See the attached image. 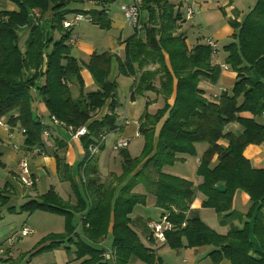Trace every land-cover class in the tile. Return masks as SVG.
I'll return each mask as SVG.
<instances>
[{"label":"trees","instance_id":"16d2710c","mask_svg":"<svg viewBox=\"0 0 264 264\" xmlns=\"http://www.w3.org/2000/svg\"><path fill=\"white\" fill-rule=\"evenodd\" d=\"M8 1L16 10L0 11V117L8 115L9 124L19 122L27 147H44L45 127L41 117L33 114L35 96L42 100L48 117L70 134L86 129L79 139L85 150L82 165L88 202L79 200L76 206H69L50 188L39 199L21 205L20 211L63 216L67 233L51 238L57 245L67 238L72 240L73 214L85 211L81 223L87 240L96 243L111 228L115 264H130L134 259L155 264L154 255L132 229L130 219L133 209L145 203V193H151L161 218L172 225L164 243L170 249H181L184 239L186 247L211 246L209 256L215 263L224 258L229 264H264V169L254 168L244 156L249 145L264 143V125L256 121L264 111V0H257L242 23L230 22L237 30L233 36L236 43L223 47L224 61L236 78L232 93L222 92L217 100H209L200 88L201 81L215 82L217 78L219 67L212 64L214 51L206 43L188 47L186 38L177 34L182 23L179 10L169 0H143L141 11H147V20L140 34L134 31L124 41L122 61L107 53L90 57L86 69L97 89L85 94L81 65L70 56L67 45L73 30L65 29L63 21L76 13L68 8L71 4L100 0ZM49 9L52 16L45 29L41 23ZM79 13L101 28L109 27L104 9ZM54 33L59 36L56 40ZM25 36V47H21ZM115 66L119 75L135 79L132 99L137 93L147 92L160 95L166 102L173 98L172 104L166 105L167 118L156 140L149 127L139 126L146 137L142 158L123 155V176L130 180L119 188L101 183L96 161L88 159L89 147L98 146L99 152L106 135L118 129L117 85L111 80ZM150 66H154L152 71ZM74 84L80 92L76 98L70 88ZM106 105L107 112L97 118ZM246 113L251 118L242 116ZM229 124L239 125L242 133L236 136L226 131ZM225 141L226 147L221 144ZM198 144L207 145L196 169L200 184L194 186L165 172L167 167L182 162V156L194 157ZM56 160L59 171L66 174L68 167L59 157ZM139 186L144 194L135 192ZM6 190L0 188V206L7 203ZM237 191L247 194L251 202L244 228L230 226L224 236L199 217H189L190 206L199 193L202 207L215 210L222 223H229L235 216L232 202ZM51 247L52 243L29 257ZM102 253L76 242L80 264H106Z\"/></svg>","mask_w":264,"mask_h":264},{"label":"crops","instance_id":"0c3cea01","mask_svg":"<svg viewBox=\"0 0 264 264\" xmlns=\"http://www.w3.org/2000/svg\"><path fill=\"white\" fill-rule=\"evenodd\" d=\"M186 1L193 6L195 11L192 19L189 21H184L183 19V0H169V2L174 4L175 8L179 10L182 19L177 34H182L186 38V43L189 48L198 44H204L207 39H210L214 42H221L223 44L222 49L230 43H236L233 36L236 35L237 30L231 26L230 22H235L237 24L242 23L245 16L253 9L257 2V0ZM129 2L130 0H100L99 2L90 1L82 4H71L68 7L76 11V13L67 16L68 20L75 14H78L79 11L99 12L101 9H104L105 19L109 24V27L105 29L93 23L91 20L85 23H78V25L72 29L73 31L70 38L74 39V43H71L70 39L67 42L70 56L81 65L80 76L83 81L84 94L97 89L90 73L86 69V65L93 54L107 53L119 58L121 61L124 59V41L134 34V30L126 23L120 8L123 4ZM5 8L9 11L16 10L15 5L13 6L11 4H6ZM35 14L39 15V12L35 11ZM141 14L143 15L144 13L141 12ZM51 16L52 14L49 9V11L44 14L43 22H47L50 25ZM58 37L57 35L55 38ZM225 57V52H223V54L217 52L212 58V64L219 67L215 83L220 94L222 92L228 93V91L233 88L236 78V74L229 69V67H227V69L222 68V66H225V61H223ZM149 69L152 71L154 66L149 67ZM131 78L135 81L133 77ZM209 83V81H201L200 88L204 90L205 96L209 100H217L220 94L208 93L207 86ZM70 88L72 96L74 98L78 97L80 93L79 87L74 84L71 85ZM129 100L130 102H128L125 110V120L118 126L115 132L120 133L124 131L123 128L128 125V122L125 123V121L133 116L135 97L132 99L131 90ZM170 100L172 101V98ZM146 102L149 104L152 102V99H146ZM107 105L97 113V118L107 112ZM33 114L36 117L40 116L41 120H43V116H46L45 120L50 124V126L45 125L46 127L42 133L44 147H27L24 144L23 130L19 122L15 121L14 124H9L8 115L0 117V171L3 176V179L0 178V188L6 187L7 189L4 195L7 198V203L4 206H0V248L4 249V254L0 256V264H21V262H24V264H79L82 260L76 258V242H81L93 249L103 251L101 255L102 260L106 264H115L112 245L109 247L108 243V235L112 236L111 228L108 227L106 235L99 239L98 242L92 243L87 240L84 236L81 223L85 211H83V213L73 214L72 225L74 226V231L71 236L72 240L67 238L60 245H57L56 241L52 239L56 236L62 237L67 233L65 231L66 223L63 216L44 211H35L32 214L20 211L21 205L29 200L39 199V197L44 195L50 188H52L59 198L69 206H76L79 200L88 202V197L85 192V177L83 175L82 165L85 157V150L80 139L72 136L62 124L55 123L49 118L42 100L37 96H35V100L33 101ZM16 115V112L13 113L14 118ZM242 116L251 118V115L247 113ZM260 116L263 117L262 114ZM140 125L141 124H136L134 126L130 124L129 126L131 128L124 131V133H128L131 130L139 132L141 135L139 131ZM234 126L236 125L229 124L226 127V131L239 136L242 133V128L239 129L238 126L234 128ZM221 144L224 147L227 146L226 141L221 142ZM14 146H17L19 149L15 150ZM206 148L207 145L198 144L195 145L196 155L194 157L182 156V163L188 161L187 159H193L195 164L193 172L195 173L194 181L193 177H182V175L179 176L174 171L169 172L165 169V172L186 179L192 182L194 186H197L200 184V179L196 177V169L200 157ZM37 149H39L41 153L38 155L32 154V152ZM244 156L250 161L254 168L264 169V143L249 145L244 151ZM56 157H59L63 164L68 167V172L66 174L59 171ZM22 158L26 159L29 172L34 178L35 185L32 188L24 187L21 184L18 164ZM167 168L169 169L171 167ZM202 201L203 196L198 193L190 206L188 212L189 217L192 211H194L193 208L199 205L202 206ZM237 203L246 208L249 205L251 206L248 195L242 191H237L234 194L232 202V210L235 216L227 223L230 226H233V220L237 216L236 214H238L236 212ZM157 210L161 217L162 212L158 208ZM39 220H41L40 223H42L43 220V223L45 222L46 225L38 224L36 221ZM151 221L154 220L150 218L146 219L144 230L136 228L132 222L131 227L137 233L144 246L154 255L155 264H229L224 258L215 263L209 256V253L213 249L211 246L186 247V241L184 239V246L181 249H170L152 236L148 228V223ZM17 222H19V224ZM246 222H249V220H244V223ZM24 228L28 229L31 234L22 236L21 232ZM20 241L27 246V250L24 253L18 251V254V252L15 253L13 251V246ZM51 243L53 247L29 257L30 254L42 247L46 248ZM130 264L144 263L134 259Z\"/></svg>","mask_w":264,"mask_h":264},{"label":"rangeland","instance_id":"374dc122","mask_svg":"<svg viewBox=\"0 0 264 264\" xmlns=\"http://www.w3.org/2000/svg\"><path fill=\"white\" fill-rule=\"evenodd\" d=\"M6 4H12L8 0H0V11H4L7 8H5ZM144 13L143 15L141 14L140 17V22L141 25H143L146 20H147V11H142ZM85 20L80 21L79 23H85ZM42 26L47 29L49 26V23L47 22H42ZM44 24V25H43ZM49 28V27H48ZM56 33L53 34V39H58L55 38L57 37ZM26 39V36L22 39L20 42L21 47H25L24 41ZM214 42V41H213ZM215 47L217 49L216 53L218 52L219 54H223V49L222 46L223 44L221 42H214ZM220 50V51H219ZM224 61V60H223ZM152 67V66H150ZM111 80L116 81L117 85V101L119 103V107L116 110L117 114V121H116V126L118 127L120 124L123 123L125 120V110L128 105L129 96H130V90L131 87L133 86V80L131 77H125L122 75H118L116 69L113 70L111 74ZM206 89V88H205ZM208 93H213V94H220V91L218 90L216 83L215 82H210L207 86ZM232 93V89L228 91V94ZM152 99V102L147 104L146 99ZM172 101L168 100L166 102L160 95H156L152 92H147L144 95H141L137 93L135 95V100H134V110H133V116L131 118H128L129 120H126L128 122V125H126L123 130L126 131L127 129L131 128L129 125H143L145 127L150 128V133L152 135V139L156 140L158 137V134L160 132V129L162 127V124L164 120L167 118V112H166V105L172 104ZM101 118V117H100ZM42 124L44 127L50 126V124L47 123L46 116H43L42 118ZM256 121L260 124L264 125V118L261 116L256 117ZM46 125V126H45ZM236 125V124H234ZM241 129L239 125H236ZM234 126V128H236ZM124 131L118 133V132H112L106 135L105 139L103 140V148L99 152L95 154L93 159L97 163V170H98V176L100 178V182L104 183L105 186H110V187H121L125 185L126 183L129 182L130 177H124L123 176V155L127 153L132 159H141L142 158V153L144 150V145L146 142V137L144 135L137 136V132L131 131L128 133H124ZM124 133V134H123ZM128 135V137H127ZM129 139V143L126 148L119 149V150H114L113 146L120 140L122 139ZM17 145V144H15ZM185 163L178 162L175 163L173 167L171 168H166L169 172H175L179 176L182 175V177H188L192 178L194 181L195 173L194 172V162L193 159H187ZM31 179H32V186H24L28 188H32L35 185V181L33 176L30 174ZM0 178L3 179V176L1 175L0 171ZM0 179V181H1ZM3 181V180H2ZM21 181V179H20ZM136 193L144 194L145 191L142 188V186H139L135 190ZM146 194V201L144 204H138L130 214V219L132 224L139 229L144 230V226L146 225V219L150 218L154 220L155 222H158L161 220V217L159 216L158 210L155 206V198L153 194L151 193H145ZM76 205V204H75ZM236 214L237 216L233 220V226L237 228H244L245 223L244 220H248L247 214L249 213L250 210V205L246 208L242 205H239L238 203L236 204ZM194 211H192V214L190 217H199L202 219L201 221L210 229L215 231L219 235H226L229 231V224L222 223L220 219L218 218V215L215 210L209 209V208H204L202 206H197L193 208ZM192 209V210H193ZM200 214V216H199ZM79 219V218H76ZM41 220L36 221L38 224L40 223ZM206 223H205V222ZM19 224V222H17ZM46 225V223H42ZM112 236L108 235V243L109 247L112 245ZM27 246L20 241L19 243H15L13 246V251L17 253L20 251L21 253H24L27 248ZM18 249V250H17ZM4 250V249H3ZM19 254V252H18ZM21 264H24V262H21ZM80 264V263H79Z\"/></svg>","mask_w":264,"mask_h":264},{"label":"built area","instance_id":"2783aa9c","mask_svg":"<svg viewBox=\"0 0 264 264\" xmlns=\"http://www.w3.org/2000/svg\"><path fill=\"white\" fill-rule=\"evenodd\" d=\"M143 0H130L129 3L127 4H123L121 6V12L122 15L126 21V23L133 28V30L135 32H137V34H140L141 30H142V25L140 22V17H141V6H142ZM184 3V11H183V19L184 21H189L192 19L193 15H194V8L192 5L188 4L186 0H183ZM39 16V15H36ZM82 20L88 21L90 20V18L88 16H85L81 13L75 14L71 19L69 20H65L63 21V27L65 29H73L75 26L78 25V23ZM71 43H74V39H70ZM206 44L209 45L213 51L214 54L216 53L217 49L215 47V44L212 40L207 39L206 40ZM222 68L227 69V66H222ZM262 116L264 117V112H262ZM54 121V119H52ZM55 123H58L56 121H54ZM42 123V120H41ZM1 125V122H0ZM86 134V129L80 128L79 130H77V132L72 135L75 138H80L81 136ZM137 136H140L139 132H137ZM129 139L130 138H126V139H122L120 141H118L114 146L113 149L114 150H119V149H123L126 148L128 143H129ZM15 150H18L19 148L17 146H14ZM98 151V146H91L89 147V157L88 159H91L94 157V155L97 153ZM40 150H34L32 152V154L34 155H38L40 154ZM18 170L20 173V179L23 185L25 186H32L33 182L30 176V172L28 169V165L26 162L25 158H22L18 164ZM148 228L151 231L152 236L160 243L164 244L165 243V233L167 231H170L172 229V225L170 224V222L165 218L162 217L160 221L155 222V221H151L148 223ZM31 232L24 228L21 232L22 236H27L30 235ZM4 254V250L2 248H0V256Z\"/></svg>","mask_w":264,"mask_h":264}]
</instances>
